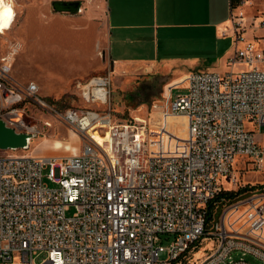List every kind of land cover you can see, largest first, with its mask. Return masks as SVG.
I'll list each match as a JSON object with an SVG mask.
<instances>
[{
	"label": "built area",
	"instance_id": "obj_1",
	"mask_svg": "<svg viewBox=\"0 0 264 264\" xmlns=\"http://www.w3.org/2000/svg\"><path fill=\"white\" fill-rule=\"evenodd\" d=\"M233 10L231 3L222 35L232 31L227 65L240 69L194 72L170 86L153 107L154 126L116 122L99 108L110 98L108 76L77 81L91 106L60 112L38 98L35 82H14L17 46L0 58V120L33 131L19 110L32 99L84 140L70 156L0 154V264H182L202 240L197 264H252L246 255L264 264V187L235 199L225 193L237 190L239 166L244 174L264 165L255 136L264 126V40H245V18ZM181 87L187 94L174 100ZM172 117L185 122L171 124ZM162 235L172 239L168 246ZM234 252L242 257L234 260Z\"/></svg>",
	"mask_w": 264,
	"mask_h": 264
},
{
	"label": "rangeland",
	"instance_id": "obj_2",
	"mask_svg": "<svg viewBox=\"0 0 264 264\" xmlns=\"http://www.w3.org/2000/svg\"><path fill=\"white\" fill-rule=\"evenodd\" d=\"M30 2L28 0H15L16 19L12 28L6 34H0V58L12 52V48L17 46L18 52L13 56L11 75L17 85L25 86L30 81L35 82L39 90L38 98L51 103L57 111H64L67 108L82 109L88 107L79 95L75 86L71 85L69 79L75 71L81 72L85 68L73 69L76 66H83L77 58L68 50L65 54H60L53 50V25L52 23H37L35 19L27 22V30L20 31L26 8ZM233 14L240 17L243 13L245 18L242 33L245 40H264V0H234ZM261 23V24H260ZM231 25V23H230ZM229 23L225 29L230 27ZM244 29V30H243ZM232 32V31H231ZM169 41L159 42L160 55L156 60L168 62V69H107L103 76H108L111 80L110 98L107 105L99 107L108 110L112 114L113 120L120 123L136 122L146 120L156 124L154 118L157 114L153 108L156 104H163L166 92L169 87L178 83L185 84L187 73L194 72H218L225 74L232 70L240 69V66L231 67L227 65V60L234 54L235 41L233 33L220 40L215 38L214 32L190 31L174 33ZM242 36V35H241ZM161 37V35H160ZM263 45L264 41L260 42ZM71 45V44H70ZM70 45H68L70 47ZM243 45V43H239ZM189 67L191 69H185ZM79 70V71H78ZM185 75V76H183ZM19 87V86H18ZM186 88L173 89L172 98L175 100L179 96L187 94ZM91 106V105H90ZM92 107H98L93 105ZM23 120L34 130L23 129L24 133L33 135L29 148L8 150L7 153L14 155L32 156H70L79 154L84 147L82 136L65 125L52 110L43 108L40 103L27 99L19 105ZM185 122L183 117H172L171 124ZM154 126V125H153ZM21 132V133H23ZM256 139L263 150L264 158V126L255 132ZM57 143V144H56ZM6 153L0 150V154ZM249 164L246 168H252ZM244 165L235 170V175L240 181L237 190L230 193L232 197H245L264 187V165L261 171L251 172L247 170L240 174ZM225 180V179H224ZM246 182V184H244ZM52 186L51 183H49ZM253 187V188H252ZM247 188L238 193L239 190ZM74 209L71 208L67 214L71 215ZM166 235H162L163 243L168 246L172 239L167 240ZM206 240L198 242L201 247L206 248ZM191 254V253H190ZM203 254H192L187 258L186 264H197L198 258ZM46 257L42 253L35 257V261L42 262ZM165 254L161 258H165ZM241 253L234 252L233 259L239 260ZM252 264H260L251 255L243 257Z\"/></svg>",
	"mask_w": 264,
	"mask_h": 264
},
{
	"label": "crops",
	"instance_id": "obj_3",
	"mask_svg": "<svg viewBox=\"0 0 264 264\" xmlns=\"http://www.w3.org/2000/svg\"><path fill=\"white\" fill-rule=\"evenodd\" d=\"M54 1H78L80 9L76 13L57 12L52 6ZM28 2L20 31L26 32L27 22L32 19L41 25L52 23L55 53L62 55L69 50L84 64L73 67L85 68L78 73L75 71L70 77L73 86L77 81L101 75L107 69H168V62L156 60L160 55L162 36L167 45L169 39L175 37L174 33L211 29L217 40L232 33L229 31L227 36L222 35L225 25L231 23L232 0Z\"/></svg>",
	"mask_w": 264,
	"mask_h": 264
},
{
	"label": "water",
	"instance_id": "obj_4",
	"mask_svg": "<svg viewBox=\"0 0 264 264\" xmlns=\"http://www.w3.org/2000/svg\"><path fill=\"white\" fill-rule=\"evenodd\" d=\"M52 6L57 12L76 13L80 9L78 1H54ZM32 136L28 133H19L8 126L5 121L0 120V150L27 149L29 148V138Z\"/></svg>",
	"mask_w": 264,
	"mask_h": 264
},
{
	"label": "clouds",
	"instance_id": "obj_5",
	"mask_svg": "<svg viewBox=\"0 0 264 264\" xmlns=\"http://www.w3.org/2000/svg\"><path fill=\"white\" fill-rule=\"evenodd\" d=\"M12 0H0V8H2V12H0V28H7L9 26V22L12 19L13 12L11 10Z\"/></svg>",
	"mask_w": 264,
	"mask_h": 264
},
{
	"label": "trees",
	"instance_id": "obj_6",
	"mask_svg": "<svg viewBox=\"0 0 264 264\" xmlns=\"http://www.w3.org/2000/svg\"><path fill=\"white\" fill-rule=\"evenodd\" d=\"M232 3H234V0H232ZM253 188V187H252ZM247 188H243V189H241V190H239L238 191V193H240V192H242V191H244V190H246ZM225 193H232V192H225ZM204 252H205V250H204V248L203 247H201V244L200 245H198V243H195V245L193 246V249L189 252V253H187V254H185L181 259H179V261L182 263V264H186V262H187V258H191L192 257V254L193 255H195V254H197V253H200V255L201 254H204ZM191 253V254H190ZM199 259V258H198Z\"/></svg>",
	"mask_w": 264,
	"mask_h": 264
},
{
	"label": "bare ground",
	"instance_id": "obj_7",
	"mask_svg": "<svg viewBox=\"0 0 264 264\" xmlns=\"http://www.w3.org/2000/svg\"><path fill=\"white\" fill-rule=\"evenodd\" d=\"M5 3H7V0H5ZM11 10L13 12L12 19L10 20L9 26L7 28H0V34L1 35L6 34V32L9 31L12 28L13 24H14V21H15L16 16H17V12H16V9H15V0H12ZM0 12H2V8H0ZM95 136L99 139V137L96 134H95ZM30 141H31V138H29V145H30Z\"/></svg>",
	"mask_w": 264,
	"mask_h": 264
}]
</instances>
